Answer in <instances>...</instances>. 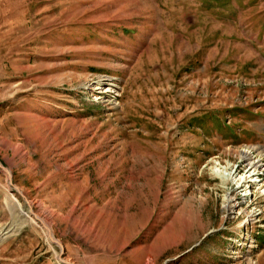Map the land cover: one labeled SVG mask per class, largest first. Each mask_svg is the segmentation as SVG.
<instances>
[{"label": "rangeland", "instance_id": "obj_1", "mask_svg": "<svg viewBox=\"0 0 264 264\" xmlns=\"http://www.w3.org/2000/svg\"><path fill=\"white\" fill-rule=\"evenodd\" d=\"M262 154L264 0H0V264H264Z\"/></svg>", "mask_w": 264, "mask_h": 264}, {"label": "bare ground", "instance_id": "obj_2", "mask_svg": "<svg viewBox=\"0 0 264 264\" xmlns=\"http://www.w3.org/2000/svg\"><path fill=\"white\" fill-rule=\"evenodd\" d=\"M264 154H262L261 155V157H264L263 156ZM243 160L244 161H248L249 159H248V157L246 156V155H243ZM262 162V161H261ZM257 164H259V163H254V162H249L248 163V168H249V170L248 171H254L255 173L257 172V170L258 169H260V166H258ZM6 173L8 174V178H10V172L7 170L6 171ZM227 173V172H226ZM258 173H260V172H258ZM216 175L224 182V181H228L229 180V177H230V174L228 175V176H226V175H224L220 170H216ZM253 176H249V177H246L245 179H243V178H239V179H237V182H236V184H237V186H238V188H241L243 185L245 186V190H246V193H247V190H249V191H251L252 190V187L254 186V184L253 183H255L257 180H253V178H252ZM235 179V178H234ZM234 179H233V181H234ZM248 180H250V181H248ZM15 188V187H14ZM249 194H252V193H250L249 192ZM223 204H224V208L225 209H227V210H229V209H234V208H236L238 205V203H237V199L236 198H231V197H229V198H225L224 200H223ZM30 209H31V206H30ZM31 214L33 215V216H35V217H37L40 221H41V223H42V225H43V227H44V229H45V231H46V233H47V237H48V240H49V243L50 244H57V245H59V246H61L55 239H54V237H53V234H52V230H51V228H50V226L48 225V224H46V222L45 221H43L39 216H37V214L35 215V213L33 212V211H31ZM59 262L60 263H62V264H69L68 262H66V261H64V260H62V259H60L59 258Z\"/></svg>", "mask_w": 264, "mask_h": 264}]
</instances>
